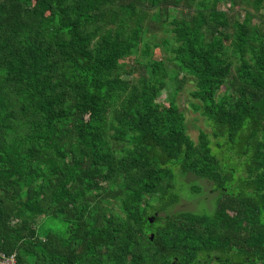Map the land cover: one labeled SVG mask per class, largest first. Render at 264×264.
Listing matches in <instances>:
<instances>
[{
    "label": "trees",
    "instance_id": "16d2710c",
    "mask_svg": "<svg viewBox=\"0 0 264 264\" xmlns=\"http://www.w3.org/2000/svg\"><path fill=\"white\" fill-rule=\"evenodd\" d=\"M180 1L0 0V252L27 264H264V22L232 19L223 0H182L194 11L171 20L173 66L192 75L217 153L158 100L162 60L121 61L148 10ZM176 170L212 183V210L171 208ZM55 220L61 232L42 231Z\"/></svg>",
    "mask_w": 264,
    "mask_h": 264
},
{
    "label": "rangeland",
    "instance_id": "374dc122",
    "mask_svg": "<svg viewBox=\"0 0 264 264\" xmlns=\"http://www.w3.org/2000/svg\"><path fill=\"white\" fill-rule=\"evenodd\" d=\"M218 6L220 9L225 10L234 20L241 21L245 16V12L249 11L252 13L250 20L252 24L264 22V1L259 9H254L251 4L243 0H238L235 4H232L229 0H223L218 3ZM156 11H158V8L148 10V15L144 18L143 24V29H145L144 40L139 43L136 52L124 57L121 61L124 63V67L129 69L136 59L141 61L147 58L162 60L165 63V73L167 74L165 76V86L160 92L158 100L164 101L165 98L172 99L184 114L185 129L190 137L197 141L199 131H206L211 139L212 152L217 153L219 149L216 148L210 125L206 122L204 116L192 107V103L197 102L190 95V90L194 88L193 77L184 71L176 70L171 60L173 57L171 48L175 45L173 33L170 30L173 25L171 20L175 17H187L194 11V5L191 7L186 6L181 0L178 5H168L162 10L159 18L156 17ZM144 43L149 46L147 53L143 51L145 47ZM123 77L131 79L132 74L125 73ZM222 89L223 87L218 90V95L222 93ZM175 189L178 193V200L173 204L172 209H190L194 211L212 210L217 191L213 190L212 183L206 178L191 172L182 173L176 170ZM95 198L102 205L108 206L111 210L118 212V202L111 196H106L103 193L97 194ZM47 230L61 232L63 230V224L57 220L48 222L44 225L42 231L45 232ZM205 260L202 262L205 264H213Z\"/></svg>",
    "mask_w": 264,
    "mask_h": 264
},
{
    "label": "built area",
    "instance_id": "2783aa9c",
    "mask_svg": "<svg viewBox=\"0 0 264 264\" xmlns=\"http://www.w3.org/2000/svg\"><path fill=\"white\" fill-rule=\"evenodd\" d=\"M0 264H27L26 262H19L15 253L0 252Z\"/></svg>",
    "mask_w": 264,
    "mask_h": 264
}]
</instances>
